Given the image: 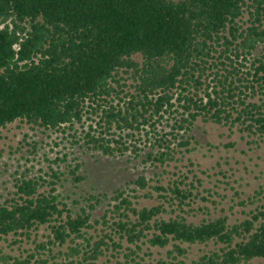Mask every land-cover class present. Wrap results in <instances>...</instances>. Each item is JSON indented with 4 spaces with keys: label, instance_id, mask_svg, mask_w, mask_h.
<instances>
[{
    "label": "trees",
    "instance_id": "16d2710c",
    "mask_svg": "<svg viewBox=\"0 0 264 264\" xmlns=\"http://www.w3.org/2000/svg\"><path fill=\"white\" fill-rule=\"evenodd\" d=\"M260 45L264 0H0V128L20 121L57 131L89 121L88 149L140 157L143 143L151 149L143 162L157 168L177 161L197 120L264 141V48L253 56ZM50 178L21 177L0 203V242L11 238L20 251H0V264H99L110 251L143 264L146 244H172V260L156 264H186L180 245L210 243L191 264L264 260L262 209L232 225L226 216L165 218L175 213L165 204L190 207L191 188L183 180L151 187L141 176L134 184L163 203L138 208L119 189L92 220L106 195L85 197L76 212L60 199L59 173Z\"/></svg>",
    "mask_w": 264,
    "mask_h": 264
},
{
    "label": "rangeland",
    "instance_id": "374dc122",
    "mask_svg": "<svg viewBox=\"0 0 264 264\" xmlns=\"http://www.w3.org/2000/svg\"><path fill=\"white\" fill-rule=\"evenodd\" d=\"M247 20L246 15L244 26H247ZM263 48L264 45H260L253 56L262 53ZM89 123L86 121L84 127L75 124L72 129L57 131L34 128L20 121L0 128V203L16 191L17 179L42 177L51 181L50 177L57 172L60 180L56 189L60 199L76 212L85 206V197L106 195L107 200L93 211L92 220L101 219L112 208L115 202L111 197L119 189H125L138 208L163 203L153 188L140 189L134 184L141 176L151 187L183 180L186 186L182 188H191L193 196L186 201L190 202V207H185L183 213L176 206L165 204L169 211L175 210L174 214L164 215L165 218L182 214L189 222L198 224L226 216L232 225L248 218L251 211L264 210V141L258 138L247 137L236 128L197 120L189 133V145L176 154L177 161L157 168L143 162L144 155L151 151L143 143H138L143 155L140 157L130 152L125 156L110 157L88 149L82 131ZM169 124L170 119L163 121L162 127L168 129ZM73 170H76L75 175H72ZM75 176L86 178L76 182ZM43 233H46L44 228L39 235ZM11 242V238L1 241L0 251L18 255V245L10 246ZM21 245V251L30 247L25 243ZM180 247L187 250V257L180 259L191 264L216 246L210 243L182 244ZM172 250V244L165 248H152L146 244L139 255L144 257L143 264H156L159 260L171 261L168 253ZM124 252L114 253L112 258L110 251L99 264H124ZM244 264H264V260Z\"/></svg>",
    "mask_w": 264,
    "mask_h": 264
}]
</instances>
